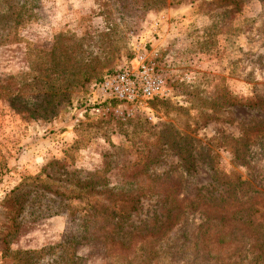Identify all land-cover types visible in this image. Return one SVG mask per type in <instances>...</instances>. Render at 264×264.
<instances>
[{
  "label": "rangeland",
  "instance_id": "1",
  "mask_svg": "<svg viewBox=\"0 0 264 264\" xmlns=\"http://www.w3.org/2000/svg\"><path fill=\"white\" fill-rule=\"evenodd\" d=\"M131 2L0 0V78L31 81L65 61L75 77L53 116L17 111L0 96V264H128L107 253L103 241H79L80 221L69 216L68 202L31 177L48 180L45 168L58 178L55 161L85 172L109 162V181L118 185L123 158L135 161L136 145L157 138L174 139L197 168L182 171L176 145L150 171L181 169L201 197L231 194L238 232L216 242L205 219L218 220L197 203L142 264H249L263 251L264 0H168L152 8ZM142 54L166 76L170 96L147 108L113 102L94 110L91 86ZM51 95L44 98L48 106L55 103ZM216 172L228 179L220 183ZM229 180L233 195L224 192ZM158 202L144 200L128 222L150 226L152 217L164 219Z\"/></svg>",
  "mask_w": 264,
  "mask_h": 264
},
{
  "label": "trees",
  "instance_id": "2",
  "mask_svg": "<svg viewBox=\"0 0 264 264\" xmlns=\"http://www.w3.org/2000/svg\"><path fill=\"white\" fill-rule=\"evenodd\" d=\"M133 1L130 4L138 3L143 8H152L165 6L168 0ZM24 7V4L14 6V16L15 14L20 16ZM22 21L24 20H17L18 23ZM15 28L16 26H14ZM61 41L63 45L67 44L65 40ZM59 48L61 47L59 46ZM67 57H65L66 60H68ZM57 63L45 69L48 73L41 69L37 71L38 75L31 81L14 77L13 82V77L0 78V96L6 98L10 106L17 111H28L31 114H43L44 116L55 115L58 106L63 101L62 98L65 99L64 96H66L62 90H69L75 82V77L69 76L71 68L65 64L67 62L65 61L62 66H59V62ZM33 67L35 70L38 69ZM63 81H65V87H63ZM47 91H50L51 97L55 98V103L52 105L50 103V106L44 99ZM156 100L158 99H153L151 103ZM176 145L179 147L178 155L181 158L180 168L182 171H196V158L191 153H181L184 149L172 138H166L164 141L157 138L155 142L143 141L141 145H136L135 154L137 157L135 161L123 158L122 165L125 173L118 185H112L109 181V162L101 169L85 172L80 169L70 170L64 163L55 161L51 164H57L58 169H62V171H58L60 174L58 178L46 172L47 170L44 168L43 172L48 180L43 179L42 174L31 177V179L40 181L43 188L47 189L48 187L47 190L60 201L68 202L66 204L69 216L76 217L80 221L81 232L77 238L79 241H103L107 247V253L121 258L122 261L127 259L128 264H131L133 260L137 262L143 258L142 264L146 252L148 254L155 252V249L152 248L155 242L159 243L165 237L167 240L174 228L180 226L181 229L183 226L182 217L186 213V209L197 203L208 206V211L212 210L215 220H218V223L214 224L209 220V216L205 219V225H211L216 231L211 233L212 238L216 242L219 240L223 242L224 238H228L229 241L233 240L235 230L238 232V229H236L235 223L231 222L235 220L239 209H237L235 199L233 196L231 197V194L228 196L219 194L211 197L203 195L201 197V193L199 190L197 191L196 187H193L192 191L191 182L187 181L186 176L180 171L181 169L176 172L169 170L163 174H153L150 171L161 162L162 159H158L160 154L167 149H174ZM216 174L220 183L227 180L229 176L219 172ZM229 181L231 184H228L224 192L229 193L230 191L233 195L236 185L234 181ZM151 198L158 199V207L164 219L161 216H157L155 219L152 217V225L134 227L128 220L139 213L144 200ZM72 200H77L79 203L73 205ZM17 212L21 214V209ZM153 225L157 227L158 231L151 228ZM159 245L162 246L161 243ZM260 247L264 252V240L261 241ZM262 252L251 259L249 264H264Z\"/></svg>",
  "mask_w": 264,
  "mask_h": 264
},
{
  "label": "built area",
  "instance_id": "3",
  "mask_svg": "<svg viewBox=\"0 0 264 264\" xmlns=\"http://www.w3.org/2000/svg\"><path fill=\"white\" fill-rule=\"evenodd\" d=\"M171 94L167 78L156 70L146 54L139 55L131 65L106 73L91 86L89 99L93 109L103 105H137L144 108L156 98Z\"/></svg>",
  "mask_w": 264,
  "mask_h": 264
}]
</instances>
